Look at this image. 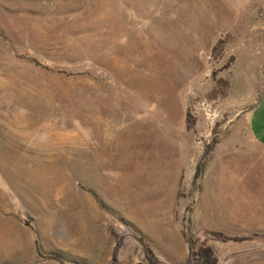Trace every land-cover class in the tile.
Returning <instances> with one entry per match:
<instances>
[{"label":"rangeland","instance_id":"374dc122","mask_svg":"<svg viewBox=\"0 0 264 264\" xmlns=\"http://www.w3.org/2000/svg\"><path fill=\"white\" fill-rule=\"evenodd\" d=\"M263 88L264 0H0V264H264Z\"/></svg>","mask_w":264,"mask_h":264},{"label":"crops","instance_id":"0c3cea01","mask_svg":"<svg viewBox=\"0 0 264 264\" xmlns=\"http://www.w3.org/2000/svg\"><path fill=\"white\" fill-rule=\"evenodd\" d=\"M242 104L243 107L237 110L232 117L231 129L232 133H242L244 136L223 144L222 150L216 155L218 157L216 160L212 158L217 147L210 150V154L204 164L198 196L201 192L205 170L211 165V162L213 163L212 171L214 174L225 172L223 175L230 174L229 177L233 179L237 175L235 172H227L226 168L220 171V167L228 165L226 162L230 160L229 158L239 156L241 161L245 162V165L241 167L244 171L238 173L240 176L253 173L251 172L252 169L256 171L259 168V164L264 161V88L260 93L245 99ZM216 146H218V143ZM198 201L199 197L194 209L195 219Z\"/></svg>","mask_w":264,"mask_h":264},{"label":"trees","instance_id":"16d2710c","mask_svg":"<svg viewBox=\"0 0 264 264\" xmlns=\"http://www.w3.org/2000/svg\"><path fill=\"white\" fill-rule=\"evenodd\" d=\"M211 148H212V145L211 144L208 145L204 149L203 156H206L209 153V151L211 150ZM198 168H199V166H198ZM210 234H212V233H210ZM214 235L220 236L218 234H214ZM121 246H122V241L120 239H117L115 246H114V249L112 251V262H111V264H117L118 263V254L120 252ZM189 249L191 251V254L186 259V264H217L218 263V260L215 257L211 246H209V245H202L201 247H199L194 252H193V246L190 245ZM144 257H145L147 264H156L152 254L149 250L144 249Z\"/></svg>","mask_w":264,"mask_h":264}]
</instances>
